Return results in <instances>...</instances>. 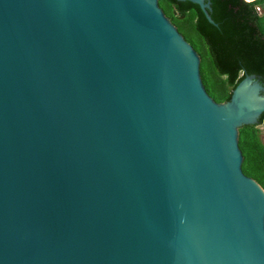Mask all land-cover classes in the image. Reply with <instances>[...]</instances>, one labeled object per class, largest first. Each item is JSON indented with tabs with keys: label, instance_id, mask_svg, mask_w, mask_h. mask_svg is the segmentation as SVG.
Wrapping results in <instances>:
<instances>
[{
	"label": "water",
	"instance_id": "95a60500",
	"mask_svg": "<svg viewBox=\"0 0 264 264\" xmlns=\"http://www.w3.org/2000/svg\"><path fill=\"white\" fill-rule=\"evenodd\" d=\"M199 61L158 0H0V264H264V86Z\"/></svg>",
	"mask_w": 264,
	"mask_h": 264
},
{
	"label": "trees",
	"instance_id": "16d2710c",
	"mask_svg": "<svg viewBox=\"0 0 264 264\" xmlns=\"http://www.w3.org/2000/svg\"><path fill=\"white\" fill-rule=\"evenodd\" d=\"M207 21L199 6L190 1L158 0L165 16L199 55L202 84L216 102L230 98L245 76L255 74L264 86V0H209ZM258 124L238 128L241 170L264 189V137Z\"/></svg>",
	"mask_w": 264,
	"mask_h": 264
},
{
	"label": "rangeland",
	"instance_id": "374dc122",
	"mask_svg": "<svg viewBox=\"0 0 264 264\" xmlns=\"http://www.w3.org/2000/svg\"><path fill=\"white\" fill-rule=\"evenodd\" d=\"M257 127L260 131V137H264V124H258Z\"/></svg>",
	"mask_w": 264,
	"mask_h": 264
}]
</instances>
